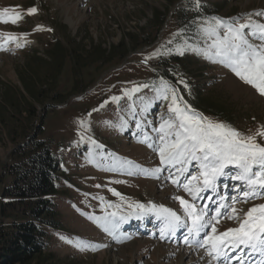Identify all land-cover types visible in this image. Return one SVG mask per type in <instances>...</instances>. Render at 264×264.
Instances as JSON below:
<instances>
[{
    "label": "rangeland",
    "instance_id": "obj_1",
    "mask_svg": "<svg viewBox=\"0 0 264 264\" xmlns=\"http://www.w3.org/2000/svg\"><path fill=\"white\" fill-rule=\"evenodd\" d=\"M201 1L216 3L225 8L220 12L206 9L198 19L178 27L174 20L169 21L171 13L177 5H190L189 0H179L171 8L167 18L169 22L164 24L154 43L142 47L140 44L134 46L133 39L139 37L142 28L154 17L155 10L162 9L166 0H0V9L10 7L21 14L16 24L0 21V33L4 34L0 36V44L3 45L0 48V94L4 86L21 87L18 73L28 65L32 69H39L41 75L51 72L47 80L48 91L61 95L56 99L48 98L51 107L46 111L44 131L41 134V138L51 141L53 154L61 162V187L67 194L66 199L60 202L63 231L53 232L50 241V250L55 253L58 264H208L211 259L203 248H189L180 239H161L159 227L155 229L159 221L153 217L150 219L156 222L143 229H136L138 224L143 225V220L131 219H135V227L132 228L127 223L123 224L121 236L118 237L123 242H118L93 220L82 215L104 214L100 201L93 199L95 196L120 203V198L114 196L108 188H115L131 201H152L178 212L181 211L179 203L171 197L182 195L186 199L190 198L164 178L104 171L102 168L108 162L97 167L96 162L88 157L92 150L91 144L74 143L79 141L78 133L83 131L78 121L87 119L91 122V130L85 135L103 144L105 152H113L146 168L159 166L158 153L147 144L139 142V130L131 115L125 111L127 97L123 96L124 89L150 83L158 80L159 76L175 84L177 76L182 75L190 86L191 96L187 95L182 85L181 93L194 109L203 113L201 107H204L205 100H209L224 111L221 113L225 123L241 132H254L260 125H264V96L256 89L241 81L230 69L195 52L185 51L183 56L175 52L177 46L185 42L204 46L198 29L206 18H246L252 14L253 21L264 23V17L255 15L264 11V0ZM30 7H36L37 13L28 14L27 9ZM37 26H41L42 30H37ZM9 33L14 34V37L8 36ZM24 33L27 35H22ZM249 38L252 43H261L255 37ZM17 43L23 46L17 47ZM162 46L173 49L172 54L144 62V57L157 49L164 51ZM114 50L116 53H125L123 56H113L111 53ZM175 55L181 56V61L171 66L169 59ZM103 56L107 59L101 60ZM34 58L41 64L32 62ZM114 95L122 97L119 104L110 100ZM142 95L151 96L152 93L150 89H143L136 94ZM106 100L108 103L100 108ZM37 106L42 111L43 106ZM92 109L99 111L92 112L89 117L88 113ZM166 113V105L156 102L146 119L153 122V127H158L160 115ZM204 115L211 118L210 115ZM121 117L128 121L123 131L106 126L107 121L119 124ZM146 131L153 137L156 135L150 129ZM14 146L8 129L0 126V163L8 161ZM117 179L127 183H113ZM96 185L101 187L97 188ZM84 193L89 195L85 197ZM259 203H264V199L237 203L235 207L242 215ZM236 226L232 220L221 219L217 227L222 232ZM61 236L66 239H61ZM124 236H131V239H124ZM78 237L107 246L96 251H81L74 243L67 242H75ZM239 252L231 255L237 256ZM212 264L217 262L213 261ZM231 264H238V261L233 260Z\"/></svg>",
    "mask_w": 264,
    "mask_h": 264
},
{
    "label": "snow or ice",
    "instance_id": "obj_2",
    "mask_svg": "<svg viewBox=\"0 0 264 264\" xmlns=\"http://www.w3.org/2000/svg\"><path fill=\"white\" fill-rule=\"evenodd\" d=\"M192 3L193 10L197 12L204 6L201 0H192ZM37 11L36 7L27 9L28 14H35ZM255 15L264 17V11ZM20 16L13 8L0 9V21L4 23L16 24ZM251 16L252 14H248L246 18L234 19L219 16L206 18L198 29L204 46L185 42L184 45L177 46L175 52L183 56L185 51H191L213 63H219L264 96V23L253 21ZM242 19L245 22L241 23ZM245 29L249 31L246 32ZM37 30H42L41 26H37ZM3 35L0 33V36ZM22 35L26 36L27 33ZM8 36L14 37V34L9 33ZM250 36L261 43H252ZM22 46L17 43V47ZM0 48H3L2 44ZM172 52L173 49L169 48H164V51L157 49L145 56L144 62ZM180 85L191 96L190 86L182 75L177 76L175 84L159 76L158 80L136 84L131 89L123 90V96L127 97L125 111L131 115L139 130V142L147 144L158 153L159 166L146 168L113 152H105L103 144L85 135L91 130V122L87 119L78 121L83 131L78 133L79 141L74 143L91 144L92 150L88 157L96 162L97 167L108 162L102 168L104 171L169 180L190 198L186 199L182 195L171 197L178 201L181 211L152 201H131L115 188H108V191L120 198V203L95 196L93 199L100 201L104 214L82 215L93 220L118 242H123L118 239L123 224L133 218L143 220L153 217L159 221L158 232L161 239L174 237L182 240L189 248L205 249L211 257L208 264L213 261L217 264H231L233 260H237L238 264H264V203L254 204L242 215L235 207L237 203L264 199V125H260L254 132L244 133L230 124L211 119L189 104L181 93ZM143 89H150L152 95L136 96ZM121 98L114 95L110 100L119 104ZM156 102L166 105L167 113L161 114L159 126L153 127V122L147 120L146 116ZM107 103V100L104 101L100 108ZM95 111L99 109H92L88 116L91 117ZM105 123L106 126L116 127L121 131L128 126V121L123 117L119 124L111 121ZM146 129L156 135H149ZM113 183L122 184L127 181L117 179ZM84 195L87 197L89 193ZM221 219L232 220L237 226L218 231ZM182 229L183 233L177 237ZM123 238L131 239V236ZM61 239L66 238L61 236ZM67 242L74 243L81 251H96L107 246L93 244L79 237L75 242ZM237 249L240 250L239 254L232 256L231 253Z\"/></svg>",
    "mask_w": 264,
    "mask_h": 264
},
{
    "label": "trees",
    "instance_id": "obj_3",
    "mask_svg": "<svg viewBox=\"0 0 264 264\" xmlns=\"http://www.w3.org/2000/svg\"><path fill=\"white\" fill-rule=\"evenodd\" d=\"M178 2L166 0L162 9L155 10L154 17L137 37L140 39H133V45L153 44L171 8ZM189 3L177 5L172 13L178 27L198 19L206 9L220 12L225 8L204 1L203 8L197 12L193 10L192 0ZM124 53L114 50L111 55ZM31 61L41 64L35 58ZM180 61L181 56L175 55L169 59V65ZM27 66L18 73L21 87L4 86L0 94V126L8 129L15 145L8 161L0 163V264H58L55 253L50 250V241L53 232L63 231L60 202L67 194L61 187V163L53 154L51 141L41 138V134L50 106L48 98L61 95L48 91L51 72L41 75L39 69ZM37 105L43 106L42 111ZM203 106L204 114L225 123L224 111L219 106L209 100Z\"/></svg>",
    "mask_w": 264,
    "mask_h": 264
},
{
    "label": "bare ground",
    "instance_id": "obj_4",
    "mask_svg": "<svg viewBox=\"0 0 264 264\" xmlns=\"http://www.w3.org/2000/svg\"><path fill=\"white\" fill-rule=\"evenodd\" d=\"M135 220V219H134ZM149 220V224H150V221H152V220H150V219H148ZM132 221V220H131ZM153 222H156L154 219H153ZM129 223V222H128ZM128 225V224H127ZM157 226H159V224L157 225ZM179 235V233H177V236ZM194 249H195V247H194ZM189 252V255H191V253H190V250L188 251ZM185 255H187V253L185 254Z\"/></svg>",
    "mask_w": 264,
    "mask_h": 264
}]
</instances>
